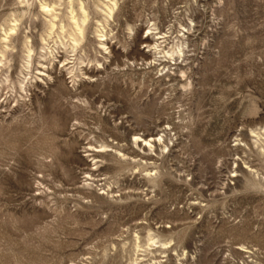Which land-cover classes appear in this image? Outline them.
<instances>
[{"label":"rangeland","instance_id":"obj_1","mask_svg":"<svg viewBox=\"0 0 264 264\" xmlns=\"http://www.w3.org/2000/svg\"><path fill=\"white\" fill-rule=\"evenodd\" d=\"M0 264H264V0H0Z\"/></svg>","mask_w":264,"mask_h":264},{"label":"bare ground","instance_id":"obj_2","mask_svg":"<svg viewBox=\"0 0 264 264\" xmlns=\"http://www.w3.org/2000/svg\"><path fill=\"white\" fill-rule=\"evenodd\" d=\"M143 141H144L145 144L148 142L147 140H143Z\"/></svg>","mask_w":264,"mask_h":264}]
</instances>
